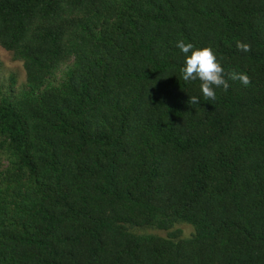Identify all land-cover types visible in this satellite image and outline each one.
Returning a JSON list of instances; mask_svg holds the SVG:
<instances>
[{
  "label": "trees",
  "instance_id": "16d2710c",
  "mask_svg": "<svg viewBox=\"0 0 264 264\" xmlns=\"http://www.w3.org/2000/svg\"><path fill=\"white\" fill-rule=\"evenodd\" d=\"M0 46V264H264V0H0Z\"/></svg>",
  "mask_w": 264,
  "mask_h": 264
},
{
  "label": "clouds",
  "instance_id": "9594fccd",
  "mask_svg": "<svg viewBox=\"0 0 264 264\" xmlns=\"http://www.w3.org/2000/svg\"><path fill=\"white\" fill-rule=\"evenodd\" d=\"M176 47L184 55L183 67L180 68L182 79L185 82L198 79L201 82L199 87L205 99L215 100L216 88L222 87L227 91L230 87L228 80L239 81L245 87L251 83L250 77L243 72L228 73V79H226L225 70L211 47H195L192 43L183 41H178ZM236 47L243 52L251 51V46L241 41L236 42ZM188 103L198 105L200 100L192 96Z\"/></svg>",
  "mask_w": 264,
  "mask_h": 264
},
{
  "label": "rangeland",
  "instance_id": "374dc122",
  "mask_svg": "<svg viewBox=\"0 0 264 264\" xmlns=\"http://www.w3.org/2000/svg\"><path fill=\"white\" fill-rule=\"evenodd\" d=\"M22 63L12 57V52L0 46V88L7 85L9 78L13 75L16 78V85L24 82L25 74ZM182 230L183 235L187 236L192 232V227L187 224L176 225ZM151 232L166 235L165 231L151 230Z\"/></svg>",
  "mask_w": 264,
  "mask_h": 264
}]
</instances>
